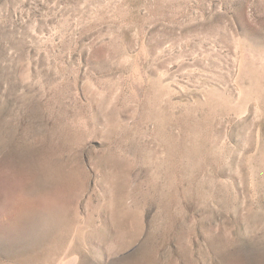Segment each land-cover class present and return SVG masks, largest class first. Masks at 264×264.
<instances>
[{"label": "rangeland", "instance_id": "obj_1", "mask_svg": "<svg viewBox=\"0 0 264 264\" xmlns=\"http://www.w3.org/2000/svg\"><path fill=\"white\" fill-rule=\"evenodd\" d=\"M0 264H264V0H0Z\"/></svg>", "mask_w": 264, "mask_h": 264}]
</instances>
